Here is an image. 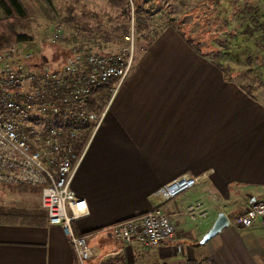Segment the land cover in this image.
I'll use <instances>...</instances> for the list:
<instances>
[{
    "label": "crops",
    "instance_id": "1",
    "mask_svg": "<svg viewBox=\"0 0 264 264\" xmlns=\"http://www.w3.org/2000/svg\"><path fill=\"white\" fill-rule=\"evenodd\" d=\"M156 51L186 60H144ZM143 54L114 90L111 79L102 120L70 181L86 202L70 226L97 253L88 264H264V226L235 225L251 201H264V101L186 44H152ZM181 175L196 183L168 201L152 195ZM0 185V264H76L67 237L47 221L39 186ZM194 200L208 206L199 221L183 214ZM154 207L170 215L174 237L155 247H119L108 227ZM219 211L228 226L204 241L206 256L194 257L192 246L202 244Z\"/></svg>",
    "mask_w": 264,
    "mask_h": 264
},
{
    "label": "built area",
    "instance_id": "2",
    "mask_svg": "<svg viewBox=\"0 0 264 264\" xmlns=\"http://www.w3.org/2000/svg\"><path fill=\"white\" fill-rule=\"evenodd\" d=\"M130 36L131 31L124 36L125 45L114 52L73 47L55 66H33V54L16 45L0 49V183L39 186L47 221L67 237L76 264L97 256L85 236L74 234L70 226L77 218V207L86 205L71 191L70 181L107 106L94 110L87 101L94 88L115 77L114 90L126 76L132 63ZM25 111H38L44 126L25 120ZM195 183V177L177 176L152 195L168 201ZM183 214L199 221L207 216L208 206L194 200ZM235 225L239 229L264 226V201H251ZM108 230L119 247H155L175 235L170 215L155 207L114 222Z\"/></svg>",
    "mask_w": 264,
    "mask_h": 264
},
{
    "label": "rangeland",
    "instance_id": "3",
    "mask_svg": "<svg viewBox=\"0 0 264 264\" xmlns=\"http://www.w3.org/2000/svg\"><path fill=\"white\" fill-rule=\"evenodd\" d=\"M20 2L26 16L16 21L15 29L30 39L11 45L31 52L35 67L58 65L73 47L92 52H114L126 43L125 38L114 37L110 31L115 24V11L105 0ZM144 9L150 17L149 28L145 31L159 33L148 43L130 30L131 67L142 59L144 51L152 44L158 47L186 44L178 39L180 30L183 37L187 36L192 44H197L196 54L219 62L226 77L230 76L246 88V92L254 94V98L264 101V0H146ZM171 17L176 20L172 25L168 24ZM178 23L180 26H176ZM56 30L59 32L54 36ZM157 51L148 54L144 60H186L183 53ZM34 116L38 126L43 127V116L38 112L29 114V117ZM187 246V242H183L184 253ZM192 249L194 257L206 256L209 243L194 244ZM170 253L176 256L173 248Z\"/></svg>",
    "mask_w": 264,
    "mask_h": 264
},
{
    "label": "trees",
    "instance_id": "4",
    "mask_svg": "<svg viewBox=\"0 0 264 264\" xmlns=\"http://www.w3.org/2000/svg\"><path fill=\"white\" fill-rule=\"evenodd\" d=\"M108 6L115 11L114 26L110 31L114 37L124 39V36L130 33V30L137 36L151 43L157 36L158 31L146 30L149 28V14L146 13L144 5L146 0H105ZM0 49L8 47L11 44L29 41V36L16 31L15 23L26 16V11L20 0H0ZM175 18H170L168 24L175 23ZM171 24V25H172ZM180 24H176V26ZM107 32V31H106ZM178 36L193 50L197 44H192L189 37H183L179 30ZM149 45V44H148ZM111 85V79L94 88L88 97V105L94 110L102 107L103 99L108 96ZM85 136L81 138L78 145H82ZM185 264H210L207 260L188 259Z\"/></svg>",
    "mask_w": 264,
    "mask_h": 264
},
{
    "label": "water",
    "instance_id": "5",
    "mask_svg": "<svg viewBox=\"0 0 264 264\" xmlns=\"http://www.w3.org/2000/svg\"><path fill=\"white\" fill-rule=\"evenodd\" d=\"M228 224H229L228 218L225 215V213L222 211H219L216 214L211 226L200 238L199 243H203L205 240H207L208 238H210L211 236L219 232L223 227L228 226Z\"/></svg>",
    "mask_w": 264,
    "mask_h": 264
},
{
    "label": "bare ground",
    "instance_id": "6",
    "mask_svg": "<svg viewBox=\"0 0 264 264\" xmlns=\"http://www.w3.org/2000/svg\"><path fill=\"white\" fill-rule=\"evenodd\" d=\"M31 112H38V111H25V120H27V121H36V123H38V119L36 118V116H34V117H29V114L31 113ZM37 115V114H36ZM41 122V121H40ZM82 206V205H81ZM80 207V206H79ZM77 209H78V207H77Z\"/></svg>",
    "mask_w": 264,
    "mask_h": 264
}]
</instances>
